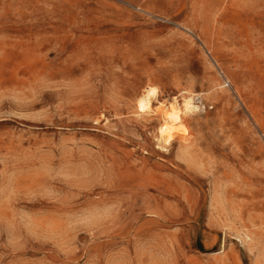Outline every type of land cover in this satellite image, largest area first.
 Listing matches in <instances>:
<instances>
[{"label": "rangeland", "instance_id": "1", "mask_svg": "<svg viewBox=\"0 0 264 264\" xmlns=\"http://www.w3.org/2000/svg\"><path fill=\"white\" fill-rule=\"evenodd\" d=\"M0 264H264V0H0Z\"/></svg>", "mask_w": 264, "mask_h": 264}, {"label": "bare ground", "instance_id": "2", "mask_svg": "<svg viewBox=\"0 0 264 264\" xmlns=\"http://www.w3.org/2000/svg\"><path fill=\"white\" fill-rule=\"evenodd\" d=\"M194 95L196 94L191 95L190 91L184 89L180 97H170L165 102L164 100H158L159 90L156 87L146 86L137 99L136 108L140 113L152 112L156 116H159L160 124L157 128L158 141L167 144L173 138L178 137L181 141L185 142L188 141L189 131L184 124L183 117L197 113L201 108L194 100ZM155 101L158 104L154 107L153 103Z\"/></svg>", "mask_w": 264, "mask_h": 264}, {"label": "built area", "instance_id": "3", "mask_svg": "<svg viewBox=\"0 0 264 264\" xmlns=\"http://www.w3.org/2000/svg\"><path fill=\"white\" fill-rule=\"evenodd\" d=\"M200 106H201V101H200ZM205 105L204 104H202V107H204Z\"/></svg>", "mask_w": 264, "mask_h": 264}]
</instances>
